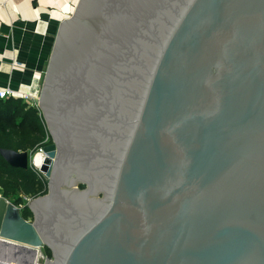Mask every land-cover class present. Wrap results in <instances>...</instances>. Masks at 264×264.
<instances>
[{
    "label": "water",
    "instance_id": "1",
    "mask_svg": "<svg viewBox=\"0 0 264 264\" xmlns=\"http://www.w3.org/2000/svg\"><path fill=\"white\" fill-rule=\"evenodd\" d=\"M53 35L47 192L33 219L0 197V244L28 264H264V0H78Z\"/></svg>",
    "mask_w": 264,
    "mask_h": 264
},
{
    "label": "crops",
    "instance_id": "2",
    "mask_svg": "<svg viewBox=\"0 0 264 264\" xmlns=\"http://www.w3.org/2000/svg\"><path fill=\"white\" fill-rule=\"evenodd\" d=\"M77 1L0 0V88L27 93L29 99L37 97L39 87L35 92L33 88L39 84L44 49L59 21L73 12ZM30 258L31 251L26 248L0 244V264H28Z\"/></svg>",
    "mask_w": 264,
    "mask_h": 264
},
{
    "label": "trees",
    "instance_id": "3",
    "mask_svg": "<svg viewBox=\"0 0 264 264\" xmlns=\"http://www.w3.org/2000/svg\"><path fill=\"white\" fill-rule=\"evenodd\" d=\"M48 131L41 110L28 105L22 97L0 98V149L33 152L49 142ZM82 185V184H81ZM0 190L15 204L22 203L21 194L35 197L47 192V185L31 167L22 168L9 164L0 153ZM21 213L33 217L32 210L23 202ZM45 254L51 255L48 247Z\"/></svg>",
    "mask_w": 264,
    "mask_h": 264
},
{
    "label": "rangeland",
    "instance_id": "4",
    "mask_svg": "<svg viewBox=\"0 0 264 264\" xmlns=\"http://www.w3.org/2000/svg\"><path fill=\"white\" fill-rule=\"evenodd\" d=\"M76 2V1H75ZM69 14H71V13H68V15ZM68 15H66V16H68ZM55 31H56V28H55ZM53 41H54V35H52V37H50V39H49V47H47L46 49H44V52H43V54H44V61H43V63H42V67H41V71H40V75H39V84L38 83H36L35 84V87L33 88V92H35V90L38 88L39 90H38V94H37V96L39 95V92H40V88H41V85H42V82H43V79H44V75H45V71H46V67H47V64H48V59H49V55H50V52H51V49H52V45H53ZM23 98V100L24 99H27V98H25V97H22ZM33 100H35V98L33 99ZM32 99H28V101H31V102H35L34 103V105H32V106H36L37 108H39V106L37 105V102H36V100L35 101H33ZM40 109V108H39ZM46 128H47V125H46ZM47 131H48V138H46V142L49 140V142L48 143H50L51 141H52V136H51V134L49 133V130H48V128H47ZM42 146L41 147H38L36 150H34L33 152H29V164H28V166L27 167H31L33 170H35V172H37L42 178H44L45 179V181H46V185H47V188H48V178H46L44 175H43V173L41 172V169H39L33 162H32V157H33V155H34V153L35 152H37V151H42ZM83 186H85L84 184H79V187L81 188V187H83ZM98 196H100V197H102L103 196V194L102 193H99L98 194ZM21 197H22V199H21V201H22V203L23 202H25V203H29L30 201H27L25 198V200H23V195L21 194ZM30 219H33V217H30ZM43 251H45L46 250V246H44L43 248ZM51 257V256H50ZM42 258H39V261L40 262H42Z\"/></svg>",
    "mask_w": 264,
    "mask_h": 264
},
{
    "label": "built area",
    "instance_id": "5",
    "mask_svg": "<svg viewBox=\"0 0 264 264\" xmlns=\"http://www.w3.org/2000/svg\"><path fill=\"white\" fill-rule=\"evenodd\" d=\"M17 64H20V62H16ZM15 96V97H25V98H27V99H29L30 98V96H29V94H27V93H22V92H20V91H15V90H13L12 88H10V87H1L0 88V98H4V97H7V96ZM33 100V99H32ZM33 101H35V100H33ZM30 102V105H34V103L35 102H31V101H29ZM33 162V161H32ZM0 197H4L5 199H7V200H10L9 198H7V197H5V196H3L2 195V192H1V190H0ZM25 197V199L27 200V201H30L33 197H31V196H24ZM11 201V200H10ZM20 208L23 206V204L22 203H20V204H17Z\"/></svg>",
    "mask_w": 264,
    "mask_h": 264
},
{
    "label": "bare ground",
    "instance_id": "6",
    "mask_svg": "<svg viewBox=\"0 0 264 264\" xmlns=\"http://www.w3.org/2000/svg\"><path fill=\"white\" fill-rule=\"evenodd\" d=\"M33 163L41 170L46 171L50 161L46 159L43 151H37L32 157ZM13 264V263H12Z\"/></svg>",
    "mask_w": 264,
    "mask_h": 264
},
{
    "label": "flooded vegetation",
    "instance_id": "7",
    "mask_svg": "<svg viewBox=\"0 0 264 264\" xmlns=\"http://www.w3.org/2000/svg\"><path fill=\"white\" fill-rule=\"evenodd\" d=\"M28 205V203H26Z\"/></svg>",
    "mask_w": 264,
    "mask_h": 264
}]
</instances>
